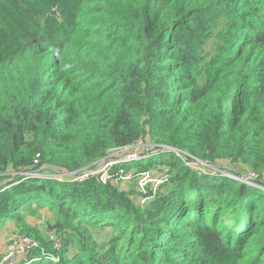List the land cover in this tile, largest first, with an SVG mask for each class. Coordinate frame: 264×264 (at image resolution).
Listing matches in <instances>:
<instances>
[{"label": "trees", "instance_id": "1", "mask_svg": "<svg viewBox=\"0 0 264 264\" xmlns=\"http://www.w3.org/2000/svg\"><path fill=\"white\" fill-rule=\"evenodd\" d=\"M138 143L156 154L110 173L168 172L145 206L112 180L25 175ZM178 154L264 175V0H0V228L39 242L30 259L264 264V191ZM43 212L60 251L27 223Z\"/></svg>", "mask_w": 264, "mask_h": 264}, {"label": "built area", "instance_id": "2", "mask_svg": "<svg viewBox=\"0 0 264 264\" xmlns=\"http://www.w3.org/2000/svg\"><path fill=\"white\" fill-rule=\"evenodd\" d=\"M142 144L143 143H138L135 146L127 149L132 150L135 147L138 148L139 147L138 145H142ZM127 149L120 150V152L122 153V157L119 156L120 152H118L117 154L110 155L89 169H85L81 172L72 173L70 178H72L73 181L79 183L85 182L90 178H96L105 184L109 180L114 181V178L118 176H123L124 180L126 181H129L134 177H136L139 180L137 191L140 194L137 203L141 206H145L152 198L156 197L157 194L169 183L170 174L168 172L158 173L157 171L126 173L125 170L120 169L118 170V173L112 176L110 172H112L115 166L123 163H129L134 160H138L140 158L143 159L147 158L146 156L141 157L138 149H133V152H127L126 151ZM178 155L185 162V164H186V160L191 161L189 164H186V166L189 169L197 171L199 174L215 175V176L220 175L222 168L219 167V165L214 166L213 164L201 162L193 157L191 158L190 157L188 158L187 156L184 157L183 156L184 154H178ZM35 163L38 164L39 161L36 160ZM226 164L232 166V161L229 160L226 162ZM215 167H217V169ZM40 169L41 167H38L36 171L29 172L25 175L37 177V178L45 177L42 176V174L40 173ZM103 174L104 175L106 174L108 176L105 177ZM225 175L234 178L235 180L240 181L244 184H248V182L245 179V176H248L250 180H256L261 177L256 172H251V171L246 172V175L241 177H235L229 174H225ZM57 179L60 180V178ZM51 241L53 242L56 250L60 251L63 248V240L56 234H51ZM39 248H40V244L34 238L26 234L19 233L15 235L13 240L9 243L5 252L0 255V264H20L21 262H24V264H38L40 259L37 258L30 259V256L32 255V253L36 252Z\"/></svg>", "mask_w": 264, "mask_h": 264}, {"label": "rangeland", "instance_id": "3", "mask_svg": "<svg viewBox=\"0 0 264 264\" xmlns=\"http://www.w3.org/2000/svg\"><path fill=\"white\" fill-rule=\"evenodd\" d=\"M209 49H211V46L209 45ZM139 147L138 148H133V149H138L141 157H150L152 155H155L156 154V150H154L153 148L150 147V145H147V147H145V144H142V145H138ZM133 149H127L126 151L127 152H133ZM118 152L120 151H111L108 156L110 155H113V154H117ZM123 152V151H122ZM119 156L122 157V153L120 152L119 153ZM221 160V159H219ZM224 160L226 159H222L221 162H213L212 164L214 166H217L219 165V167H221V172H220V175H225V174H229V175H233L235 177H241V176H244L246 175V172H245V169L242 168V164L238 161H234L232 158H227V160H231L232 161V166L229 165V164H226V162H224ZM191 161H187L186 160V164H189ZM207 163V162H205ZM244 165V164H243ZM190 166V165H189ZM242 166V167H241ZM191 167V166H190ZM165 168V167H164ZM217 169V167H215ZM137 168L133 169V170H130L129 172L126 171V173H130V172H136ZM40 173L42 174V176H45L46 178H49V179H57V178H60L61 181H65V180H72L70 178V176L72 175V173H63V172H51L49 170H47L45 167H42L40 169ZM105 173H108V172H105ZM137 173V172H136ZM22 176V174H20ZM104 175V174H103ZM105 177H107L108 175H104ZM96 179V178H95ZM245 179L246 181L248 182V184H250L251 186L253 187H256V188H259L261 190L264 191V175H262L260 178L256 179V180H250L248 178V176H245ZM59 180V179H58ZM114 182L117 186L125 189V190H133V191H137V187H138V184H139V180L138 178L134 177L133 179L129 180V181H126L124 180V177L123 176H118L116 178H114ZM163 191V190H162ZM165 191V189H164ZM43 218L40 219L39 218H29L27 217V223L32 227L34 228L37 232H41L42 235H40L43 240L47 243H49V241L51 240V234H55L53 232L49 233L47 228L48 227H51L50 221H52V218L50 217V215L46 212H43L41 213V215ZM13 224V223H12ZM7 225L5 228H0V251H2L3 249L6 250L7 246L9 245V243L13 240V238L15 237V235L19 234V233H16L14 231V229H16L15 225ZM39 230V231H38ZM107 232V231H106ZM106 232H100L97 236L98 240L100 242H103L105 239H107V234ZM5 250L0 253L3 254L5 252ZM76 251L75 248H70V253H74ZM37 255V254H36ZM35 255V257H36Z\"/></svg>", "mask_w": 264, "mask_h": 264}, {"label": "crops", "instance_id": "4", "mask_svg": "<svg viewBox=\"0 0 264 264\" xmlns=\"http://www.w3.org/2000/svg\"><path fill=\"white\" fill-rule=\"evenodd\" d=\"M5 249H3L2 251H0V253H2Z\"/></svg>", "mask_w": 264, "mask_h": 264}, {"label": "water", "instance_id": "5", "mask_svg": "<svg viewBox=\"0 0 264 264\" xmlns=\"http://www.w3.org/2000/svg\"><path fill=\"white\" fill-rule=\"evenodd\" d=\"M53 14H56V12H53Z\"/></svg>", "mask_w": 264, "mask_h": 264}]
</instances>
